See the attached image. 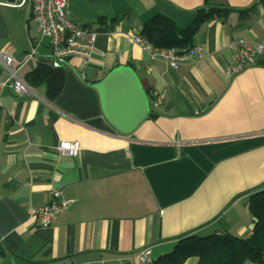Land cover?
Wrapping results in <instances>:
<instances>
[{
  "label": "crops",
  "instance_id": "0c3cea01",
  "mask_svg": "<svg viewBox=\"0 0 264 264\" xmlns=\"http://www.w3.org/2000/svg\"><path fill=\"white\" fill-rule=\"evenodd\" d=\"M210 2L234 11L201 26L202 58L173 68L130 36L157 14L185 28L205 0H67L68 17L98 31L87 63L54 59L48 39L26 60L41 37L31 4L0 0V54L24 62L19 75L41 61L65 71L55 99L45 87L24 95L0 87V264H139L146 249L153 262L192 232L251 234L250 196L264 188V53L238 75L226 71L234 40L264 41V4ZM120 65L136 70L150 105L154 92L164 94L130 134L106 118L95 87ZM8 77L0 62V83ZM61 140H78L79 155L62 156ZM54 190L71 205L42 227L29 211Z\"/></svg>",
  "mask_w": 264,
  "mask_h": 264
},
{
  "label": "built area",
  "instance_id": "2783aa9c",
  "mask_svg": "<svg viewBox=\"0 0 264 264\" xmlns=\"http://www.w3.org/2000/svg\"><path fill=\"white\" fill-rule=\"evenodd\" d=\"M29 2L32 9V18L37 24L41 37L35 43L31 52L26 55V60L38 54V47L45 39L49 40L52 56L58 61L67 60L72 57H80L87 63L94 51V45L98 31L87 29L73 22L67 15V0H22ZM131 39L140 44L142 48L153 58L165 61L173 68L191 61L193 58L204 56L203 46L195 45L188 50H180L176 47L162 48L155 46L140 34H131ZM234 57L232 64L227 68L228 76H235L246 68L256 63L258 55L264 53V41L250 42L244 37L233 41ZM0 62L8 70L9 77L0 83L12 85L20 94H30L32 87L19 75L23 63L17 64L12 55L0 54ZM164 101V94L153 93L151 109L159 108ZM62 156L77 157L81 151V143L78 140H61L57 146ZM51 201L42 207H32L29 211L30 217H36L40 226L50 227L58 219L59 215L69 209L71 201L62 197L60 190L52 191ZM151 249H146L138 258L139 264H151Z\"/></svg>",
  "mask_w": 264,
  "mask_h": 264
},
{
  "label": "trees",
  "instance_id": "16d2710c",
  "mask_svg": "<svg viewBox=\"0 0 264 264\" xmlns=\"http://www.w3.org/2000/svg\"><path fill=\"white\" fill-rule=\"evenodd\" d=\"M259 1L264 4V0ZM252 8L240 11L245 14ZM232 11L234 8L230 6L212 5L210 0H205L189 26L180 28L173 19L157 14L144 23L140 35L158 47L188 50L195 46V36L203 24L226 20ZM99 23L101 29L106 28L107 18H100ZM25 79L33 88L45 87L48 98L55 99L64 88L65 71L61 66L41 61ZM147 93L151 96L150 91ZM149 116H155L153 110ZM249 210L254 217L249 236L239 237L229 232L202 236L192 232L182 236L172 252L151 264H185L192 257L197 258V264H264V188L251 194Z\"/></svg>",
  "mask_w": 264,
  "mask_h": 264
},
{
  "label": "water",
  "instance_id": "95a60500",
  "mask_svg": "<svg viewBox=\"0 0 264 264\" xmlns=\"http://www.w3.org/2000/svg\"><path fill=\"white\" fill-rule=\"evenodd\" d=\"M95 87L106 118L119 132L130 134L149 117L150 98L132 66L114 68Z\"/></svg>",
  "mask_w": 264,
  "mask_h": 264
}]
</instances>
